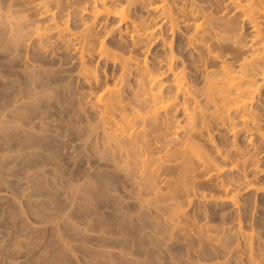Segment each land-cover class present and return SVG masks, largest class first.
I'll use <instances>...</instances> for the list:
<instances>
[{
    "label": "rangeland",
    "instance_id": "obj_1",
    "mask_svg": "<svg viewBox=\"0 0 264 264\" xmlns=\"http://www.w3.org/2000/svg\"><path fill=\"white\" fill-rule=\"evenodd\" d=\"M76 1L62 0L59 9L54 3L55 12L43 15L49 37L40 44L27 33L16 39L11 24L39 17V8L30 0H0V264H264L259 134L213 127L201 137L206 149H240L246 157L238 158L239 167L219 173L179 160L162 171L158 196L139 190L97 151L103 129L95 94L120 82L123 99L133 105L141 70L133 65L122 78L119 64L95 60L102 86L93 94L79 74L77 55L54 29L68 19L77 31L92 23L83 9L93 1ZM132 12L147 24H162L145 46L156 71L171 43L181 63L193 52L183 31L172 38L154 12L139 6ZM118 21L102 15L97 31L107 34L112 51L125 55ZM162 78L173 90L170 75ZM176 120L184 123L180 115Z\"/></svg>",
    "mask_w": 264,
    "mask_h": 264
},
{
    "label": "bare ground",
    "instance_id": "obj_2",
    "mask_svg": "<svg viewBox=\"0 0 264 264\" xmlns=\"http://www.w3.org/2000/svg\"><path fill=\"white\" fill-rule=\"evenodd\" d=\"M87 1L95 4L83 9L91 12L92 23H84L77 31L71 29L68 19L57 22L54 29L65 47L78 56L79 74L90 90L102 86L100 74L92 66L97 59V63L105 59L119 64L122 78L133 65L140 68L142 81L133 105L123 99L120 82L103 86L99 94L92 91L98 96L95 106L103 129L97 151L101 158L111 159L139 190L158 196L162 171L176 167L179 160H195L196 166L219 173L239 167L238 158L246 157L240 149L231 153L206 149L201 137L213 127L228 133L238 128L257 133L264 145V97L260 94L264 90V0ZM30 2L39 8V17L13 21V35L19 39L27 33L41 44L49 37L42 17L55 12L54 3L59 9L62 0ZM138 6L154 12L172 38L183 31L185 46L193 52L182 63L169 42L164 44H170L169 57L159 64L160 70L154 69L145 46L156 37L160 21L150 25L136 18L132 10ZM102 15L119 19L118 38L128 48L125 55L111 50L107 34L99 36L96 23ZM52 16L56 21L55 14ZM245 28L249 33L245 34ZM165 74L170 75L173 90L164 88ZM197 75L200 83H196ZM178 115L183 124H178ZM248 140L252 142L253 137Z\"/></svg>",
    "mask_w": 264,
    "mask_h": 264
}]
</instances>
